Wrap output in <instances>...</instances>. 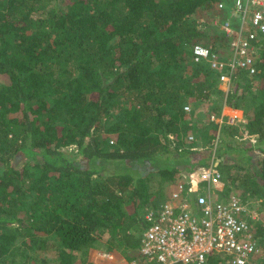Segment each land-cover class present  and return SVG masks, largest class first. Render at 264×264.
<instances>
[{"label": "trees", "instance_id": "trees-1", "mask_svg": "<svg viewBox=\"0 0 264 264\" xmlns=\"http://www.w3.org/2000/svg\"><path fill=\"white\" fill-rule=\"evenodd\" d=\"M220 1L0 0V264H33L49 239L60 244L53 264H93L104 234L105 250L140 256L145 207L165 199L166 182L211 161L210 149L186 143L184 106L224 93L191 50L211 37L196 12ZM260 57L257 84L239 71L226 97L257 142L227 141L218 155L222 172L248 166L231 179L264 204V48ZM205 126L206 137L218 128ZM153 174L159 194L148 192ZM255 233L264 248V226Z\"/></svg>", "mask_w": 264, "mask_h": 264}, {"label": "built area", "instance_id": "built-area-1", "mask_svg": "<svg viewBox=\"0 0 264 264\" xmlns=\"http://www.w3.org/2000/svg\"><path fill=\"white\" fill-rule=\"evenodd\" d=\"M229 1H220L216 7L227 13L216 17L219 43H197L191 48L193 61L209 63L227 93L239 71L248 78L263 76L258 64L264 48V0ZM184 109L191 110L188 105ZM236 118L234 114L227 121L211 115L210 120L233 125ZM241 120L247 123V119ZM187 142L197 143L198 139L190 132ZM217 142L218 138L215 145ZM215 151L206 169L171 181L166 198L144 209L146 227L140 232L139 253L148 264H206L210 256H217L219 264H264V249L249 218L251 192L227 191Z\"/></svg>", "mask_w": 264, "mask_h": 264}, {"label": "rangeland", "instance_id": "rangeland-1", "mask_svg": "<svg viewBox=\"0 0 264 264\" xmlns=\"http://www.w3.org/2000/svg\"><path fill=\"white\" fill-rule=\"evenodd\" d=\"M228 1V4H230V1ZM223 13H218L216 9L212 10H205L203 8L198 9V11L195 14V18L198 20L199 27L204 30L205 33L209 34L211 37L205 39L204 43H213V44H218V32L215 26L216 22V17L220 16L222 17ZM201 21H205L204 23H201ZM201 23V24H200ZM226 50V45L223 46V51ZM228 52V49H227ZM249 78L243 79L244 83L248 81ZM252 84H257V78H251L249 80ZM248 81V82H249ZM220 90H222V95L220 93H212L207 101H199V102H191L187 103L188 106H190V113H192V120L191 123L193 124V128H191V132L198 138V140H201V145L205 146L207 143L206 140L209 139V137L204 136L206 133H204V125L207 127V125L210 123V117L211 115L215 116L217 114L222 113V110L216 111V109L219 107V105L224 103L225 99V91L223 90V84L218 85ZM218 87V88H219ZM229 92V91H228ZM228 116H233L232 114L238 115V118H236V121L234 122L235 124L229 125L230 127V132H227L226 134L221 135L220 142L217 144V149L221 148L222 144L224 142H229L235 146L238 147H250L252 145L251 143H256L257 142V137L254 135H247L246 134V123L244 120H241V117L246 118V113L243 114L241 112H232L229 113L227 110L225 112ZM248 121V118H246ZM228 121V118H227ZM212 142V139L210 140ZM204 143V144H203ZM74 147V146H73ZM73 147L66 148V151H71L74 149ZM257 149V148H256ZM218 154H220V150H218ZM258 151H255L256 155L258 154ZM235 155V153H233ZM233 155L231 154V160L233 159ZM239 157V155H238ZM222 161L223 158H221ZM256 161V160H255ZM227 163V162H226ZM223 165H225V162H223ZM222 165V166H223ZM230 165V171H223V176L224 180L227 183V191L228 192H238L243 195H245V187L242 185L239 186L237 181H233L231 179V176L236 175L238 172H246V170H249L248 166L246 164H243V162L240 163H235L234 165L229 163L228 166ZM221 166V167H222ZM241 167H245L244 169H241ZM257 168V165L254 162V165L251 166V169ZM230 175V176H229ZM148 192L154 193V191L157 193L160 189H162V186L160 185V177L159 175L153 174L150 175L149 180H148ZM165 188L166 186L163 187V190L161 191V194H165ZM251 192V190H249ZM163 192V193H162ZM160 191L158 192V194ZM154 198V197H153ZM250 213L251 216L249 217L250 219H253L252 222L253 224L257 227L258 225H263L264 226V204H263V198L260 197L259 195H253L251 193L250 196ZM154 199H151V203ZM162 200V199H161ZM146 208V207H145ZM134 233L138 234L139 227L133 228ZM109 239L108 234H104L102 240L98 242V247L97 249H92L90 250L87 258L89 261L94 259L95 261L98 260L99 262H103L104 264H145L144 260L140 258L133 259L131 261H128L125 258V250L123 248H119L118 246L114 247L111 251H107L104 249L106 241ZM262 245V244H261ZM60 248V244L57 240L55 239H49L48 240V247L47 249L40 250L38 249L37 252L34 254V258L32 260L33 264H53V263H58L57 260V252ZM264 249V248H263ZM77 254V262L80 263V260L82 258V253L78 252ZM86 258V259H87ZM46 259V261H44Z\"/></svg>", "mask_w": 264, "mask_h": 264}, {"label": "crops", "instance_id": "crops-1", "mask_svg": "<svg viewBox=\"0 0 264 264\" xmlns=\"http://www.w3.org/2000/svg\"><path fill=\"white\" fill-rule=\"evenodd\" d=\"M217 11V10H216ZM218 12V11H217ZM218 13H220V12H218ZM227 16V13L226 12H223V15H222V17H226ZM229 52H230V50H229ZM260 59H261V57H260ZM251 78H249V80H250ZM220 84V83H219ZM232 85H233V83H232ZM219 87V86H218ZM232 87V86H231ZM221 87H219V89H220ZM231 89V88H230ZM223 90H225V87L223 86ZM226 97H227V92L225 91V101H224V103L223 104H221L222 105V107H221V109L220 110H222V113H220V114H217L216 115V117H218V118H222V119H226V118H228L229 119V117L230 116H228L227 117V115H225L226 113V110L229 112V113H231V111L232 112H234V111H236V112H241L242 114H243V109H240V108H234V107H230V106H228L227 104H226ZM220 107V106H219ZM219 110V111H220ZM235 114V113H234ZM234 114H232V115H234ZM215 115V114H214ZM246 119V118H245ZM209 122H211L212 124H217L216 122H212L211 120L209 121ZM223 124H226L227 125V123L226 122H224V123H222L221 125H219V124H217L218 125V128H217V130H216V132H213V135H212V132L210 133L209 132V135L207 136V137H210L208 140H206V144H205V146H202L201 145V140L199 139L198 140V142L197 143H188L187 142V136H188V134L191 132H189L188 134H187V136H186V138H185V140H186V143L188 144V145H190L191 147H194V146H200V147H203V149H210L211 150V153L213 152V149L215 148V157H216V159H218V162H219V167H220V169H221V166H220V161H222L221 160V158L219 157V155H218V150H220L219 148L217 149V144H218V142H220V136L222 135V133H221V128H222V126H223ZM193 133V132H192ZM218 138V142H217V144L215 145V140ZM198 139V138H197ZM212 139V142H210V140ZM213 143H214V145H213ZM204 144V143H203ZM203 149H201V150H203ZM221 171H222V169H221ZM223 173V172H222ZM225 184H226V186H227V183H226V181H225ZM170 185H171V181H169V182H166L165 183V185L164 186H166V188H165V198H166V196L168 195V193H169V190H170ZM227 188V187H226ZM150 192V191H149ZM164 199V198H163ZM254 229L256 230V226L254 225ZM259 236H258V240H259ZM260 242V241H259ZM260 245H261V243H260ZM262 246V245H261ZM262 248H263V246H262ZM138 251H139V249H138ZM138 258H140V259H142L141 258V256H139ZM143 260V259H142ZM91 262L93 263V264H104L103 262H99L98 260H94V259H92L91 260ZM144 262H145V264H148L145 260H144Z\"/></svg>", "mask_w": 264, "mask_h": 264}]
</instances>
